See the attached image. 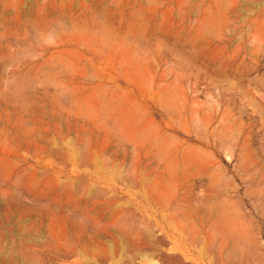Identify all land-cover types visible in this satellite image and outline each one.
<instances>
[{
	"label": "rangeland",
	"instance_id": "obj_1",
	"mask_svg": "<svg viewBox=\"0 0 264 264\" xmlns=\"http://www.w3.org/2000/svg\"><path fill=\"white\" fill-rule=\"evenodd\" d=\"M0 264H264V0H0Z\"/></svg>",
	"mask_w": 264,
	"mask_h": 264
},
{
	"label": "bare ground",
	"instance_id": "obj_2",
	"mask_svg": "<svg viewBox=\"0 0 264 264\" xmlns=\"http://www.w3.org/2000/svg\"><path fill=\"white\" fill-rule=\"evenodd\" d=\"M178 262V261H177Z\"/></svg>",
	"mask_w": 264,
	"mask_h": 264
}]
</instances>
